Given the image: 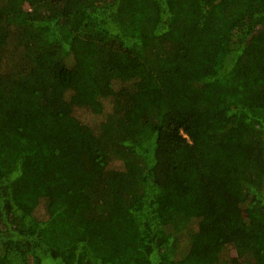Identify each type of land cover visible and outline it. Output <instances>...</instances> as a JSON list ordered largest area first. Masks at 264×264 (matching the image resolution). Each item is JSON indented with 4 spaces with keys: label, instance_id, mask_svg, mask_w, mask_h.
<instances>
[{
    "label": "trees",
    "instance_id": "16d2710c",
    "mask_svg": "<svg viewBox=\"0 0 264 264\" xmlns=\"http://www.w3.org/2000/svg\"><path fill=\"white\" fill-rule=\"evenodd\" d=\"M0 264H264V0H0Z\"/></svg>",
    "mask_w": 264,
    "mask_h": 264
},
{
    "label": "rangeland",
    "instance_id": "374dc122",
    "mask_svg": "<svg viewBox=\"0 0 264 264\" xmlns=\"http://www.w3.org/2000/svg\"><path fill=\"white\" fill-rule=\"evenodd\" d=\"M76 112H77L80 116H83V115H84V112H83L82 109H80V108H77ZM81 118H84V117H81ZM81 118H80V119H81ZM86 118H87V117H86ZM86 118H84V119H86ZM87 120H89V119H87Z\"/></svg>",
    "mask_w": 264,
    "mask_h": 264
}]
</instances>
